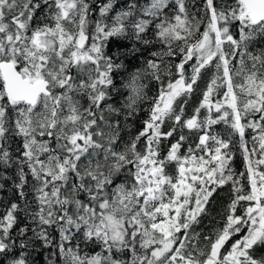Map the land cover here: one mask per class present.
<instances>
[{"label": "trees", "instance_id": "1", "mask_svg": "<svg viewBox=\"0 0 264 264\" xmlns=\"http://www.w3.org/2000/svg\"><path fill=\"white\" fill-rule=\"evenodd\" d=\"M152 1L0 0V61L50 88L14 101L0 70V264H205L216 245L224 264L246 234L264 171V20L248 0ZM184 18L185 36L167 32ZM149 154L162 169L152 205L135 191ZM190 195L157 255L154 225ZM247 251L243 264H264V235Z\"/></svg>", "mask_w": 264, "mask_h": 264}, {"label": "rangeland", "instance_id": "2", "mask_svg": "<svg viewBox=\"0 0 264 264\" xmlns=\"http://www.w3.org/2000/svg\"><path fill=\"white\" fill-rule=\"evenodd\" d=\"M165 3L166 0H153L151 4L148 6V8L150 10H154L156 8L162 7ZM74 5H75L74 2H66L65 5L62 4L61 12L68 14L71 7H74ZM249 5L250 3H248V7H250ZM58 28H59L58 32H60L61 34H65L66 37H70L67 31H65L63 28L60 27ZM189 30H190V22L189 20L187 21L185 18L180 19V21L176 26H171V28L169 27L167 28V32L173 35L174 37L185 36ZM210 37L211 36H206L203 42L201 43V46L208 49L210 43ZM38 40H41L39 44L46 45V42L43 41L42 39L38 38ZM219 43L220 44L218 46L220 48L218 50L219 53L218 63L226 67L227 56L225 51L223 50L222 41ZM30 78L33 81H37L42 77L35 76ZM182 87H183L182 84H177L176 86H173L164 95L158 109L160 114H165L167 111L170 110L174 95L179 91V89L181 90ZM231 101L232 99H230L228 102ZM148 130L149 133L151 134L150 138H153L157 134L159 128L156 124H152ZM262 141H264V137H262ZM42 144H44V142H42ZM43 147H44L43 145H40V148ZM161 175H162V169L160 164L156 162L155 156L153 154L147 155L143 165L139 169L138 185L135 188V191L138 194L145 192L147 197L151 199V205H152V199L155 195V191L159 186V182L162 179ZM177 180L182 182V185L187 186L189 190H191V183L186 173H184L183 178ZM252 181H253V189H254V194H253L254 202L250 210L251 220L250 223L248 224L249 225L248 230L244 235L243 239L233 247L232 252L226 257L224 264H243L241 258L244 254L245 255L247 254L246 252H248L247 251L248 247L251 246L259 237L264 235V171L262 169L257 170V172L253 174ZM182 190H185V188H183ZM193 203L195 207L197 205V197H194V201L192 202L190 195L188 198L182 197L181 202H179L178 200L177 201L174 200V202L168 204L166 210L167 213L170 212L171 214L169 215L168 218L166 217L164 218V220H161L160 222L154 225L157 229L163 232L162 237L166 239L163 243V248H160V250L156 251L157 255H161L165 249L171 247V245L173 244V239H172L173 231L180 227V223H179L180 209L185 206L190 207ZM154 207L155 206H153L152 209ZM151 211H149L148 213H150ZM108 224L112 226L113 229L114 227L117 228L118 222L112 220V218L110 217L108 220ZM229 231L231 232V230ZM113 234L118 235V231L117 230L114 231ZM225 234H228V232H226ZM217 248L218 245L214 247L212 255H210L209 259L206 261L205 264H212L218 259ZM15 264H22V263L20 261H17Z\"/></svg>", "mask_w": 264, "mask_h": 264}, {"label": "water", "instance_id": "3", "mask_svg": "<svg viewBox=\"0 0 264 264\" xmlns=\"http://www.w3.org/2000/svg\"><path fill=\"white\" fill-rule=\"evenodd\" d=\"M256 20H264V0H248ZM0 70L5 82V90L14 101H25L36 105L42 94L50 93L49 81L40 78L33 81L25 76L9 59L0 61Z\"/></svg>", "mask_w": 264, "mask_h": 264}]
</instances>
